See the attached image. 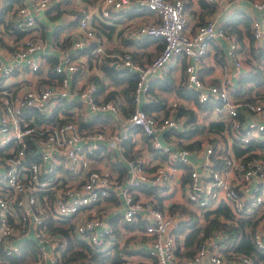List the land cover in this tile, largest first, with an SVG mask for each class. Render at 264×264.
<instances>
[{"label":"built area","instance_id":"obj_1","mask_svg":"<svg viewBox=\"0 0 264 264\" xmlns=\"http://www.w3.org/2000/svg\"><path fill=\"white\" fill-rule=\"evenodd\" d=\"M0 1L3 8L9 0ZM204 1L210 5L219 2V7L191 30L185 26L184 0H98L80 6L75 25L66 33L70 46L53 55L46 51V43L35 28V15L53 0H11L7 19L25 32L8 38L7 47L1 46L0 37L2 256H18L31 242L35 256L24 261L60 264L65 238L50 232L45 222L62 225L68 219L79 240L103 250L121 238L106 220L107 213L115 209L125 223L133 224L147 238L148 260L124 264H205L204 259L209 264H253L244 255L222 254L225 244L221 231L204 237L189 257L173 254L175 238L171 229L187 219V214L169 210L164 202L165 195L173 193L176 186L182 187L183 201L179 203L196 215L218 201L235 213H250L264 199V157H248L246 151L236 156L231 148L232 143L244 147L252 138L264 141V100L231 95V71L242 68L240 49L236 38L222 29L226 19H218L216 12L219 9L225 13L240 1L248 3L252 41L261 47L264 0ZM129 4L137 13L147 11L148 20L135 27L134 33L161 39L159 52L143 65L133 61L127 50L107 52L103 35L93 27L95 15L108 20L111 12ZM254 12H260L259 17ZM216 38L226 43L228 67L216 83H205L203 55ZM47 55L56 59L51 65ZM87 56L97 64L107 62L134 74L130 92L133 109L127 115L122 114L112 96L105 98L109 92L106 84L98 90L88 72ZM178 58L184 61L183 84L196 92L197 102L209 98L215 101L208 109L199 110L191 100L186 102L192 107H186L172 99L166 106L167 114L162 110L146 113L141 105L149 101L150 77ZM179 104L194 112L197 123L204 115H208L207 121H223L226 127L221 137L225 143L219 139L212 147L202 139L199 148L183 147L199 138L200 133L178 136L188 128L183 124L185 117L174 115ZM195 135L198 137L193 140ZM212 137L219 135L209 133L207 138ZM130 146L141 147V152H128ZM211 154L222 161L220 169L212 168ZM181 166L187 167L183 183L179 179ZM120 167L125 168V174L120 175ZM150 185L160 188V198L141 190ZM109 195L118 200L117 204L98 209L97 205ZM263 239L264 215L253 231L252 241L262 248Z\"/></svg>","mask_w":264,"mask_h":264},{"label":"trees","instance_id":"obj_2","mask_svg":"<svg viewBox=\"0 0 264 264\" xmlns=\"http://www.w3.org/2000/svg\"><path fill=\"white\" fill-rule=\"evenodd\" d=\"M96 1L98 0H80V2H84L85 4H92ZM70 3H72V0H53L52 4L46 6L35 15L37 23L35 28L41 39H44V24L41 20H37V16L42 13L47 18L49 23H55V20H58L62 13H71L74 16V19L67 25V27H69L76 23L79 16L78 10L68 9V7H70ZM11 5L12 2L9 0L8 3L0 10V37L4 32L9 37H19L25 32L12 26L10 21L7 19ZM199 5L201 6L203 13L206 15L212 14L215 10L213 5L207 4L202 0H199ZM94 20L93 27L96 28L98 33L109 36L110 33L113 32L114 26L109 24L110 22L108 23V20L100 18L96 15ZM200 23H202V21H196L195 25ZM65 26L66 25H60V23L55 25L53 24L52 29L50 30L53 40L60 49H65L69 46V41H59L58 38L59 32L62 31V29H65ZM222 29L236 38L239 42L240 50L243 45L241 37L244 35L247 38L248 45L246 46V54L248 56L244 57V61L241 57V62L247 64L248 70L246 73L241 74V76L239 75L236 85L233 86L230 93L235 98L244 97L246 100L253 101L262 95L259 90H256V87L264 84V75H262L264 74V46L260 48L253 47L252 36L250 33V19L243 13H234L229 19L222 23ZM114 34L119 36L120 30H117ZM156 38L160 39V37ZM129 53L131 55V59L141 65H143V63L140 59H144L149 56L144 53L142 54V57H137L135 56V52L129 51ZM47 60L51 65L56 59L52 55H47ZM91 63V56H87V66H90ZM181 63V66L183 67L184 61L181 60ZM95 66L104 74L107 83L113 85L114 87L105 94V98L112 96L116 101H118V106L120 107L122 114L127 115L133 109L130 92L133 90L135 84L134 74L125 69L112 67L110 64H107V62L96 63ZM167 67L168 65L164 66L159 74L154 75L149 80L148 97L151 101L148 103H142L141 105V108L146 113L162 110L164 114H167L168 108L165 105L166 95L171 92L184 100L193 101L199 110L208 109L209 105L213 104L215 100L211 98L205 102H197L195 98L196 92L193 90H187L183 84V73L181 72L180 77L175 80L174 76L171 74V70H168ZM90 76L94 79L98 90L101 91L104 87L103 82L93 74ZM174 115L176 117H185L186 119L183 124L188 127L186 131L177 133L178 136L189 137L195 133H200L199 138L193 142H189L183 147L188 149H191L193 146L195 148H199L200 141L202 139H206L212 147H215V144L219 139L225 143L223 137H221V131L226 127L223 121L210 120L205 124L202 122L197 123L194 112L191 109L185 108L181 104L176 107ZM204 131L206 132L205 134H203ZM209 133L218 134L219 137L207 138ZM232 144L231 148L236 156L240 155L244 151L248 153V157L261 156L259 153L257 154L255 150H262L261 148L263 145L256 143V139H250L244 147H239L234 143ZM221 153H223V151H221L220 154ZM210 159L213 160V169H220L222 167V161L220 159L216 160L213 154L210 155ZM181 167L183 171L180 179L183 183L186 180L187 174L185 169H187V167ZM141 190L146 194H154L156 198H160L157 195L160 188L155 185L142 187ZM247 203V201H243V204ZM170 209L173 211L177 210L180 214H187L186 220H181L177 226L171 229V233L175 238V246L173 249V254L175 256L189 257L196 250L198 244L204 237L210 235L214 231H221L223 233V242L225 244V248L222 249V254L226 257H230V253L240 254L249 258L253 264H264V247L257 248L252 241L253 231L258 221L264 215V199L260 202L258 207H256V209L254 208L250 213H242V211H237V213H235L223 201L217 202L212 208L202 210L199 215H196L193 211L188 210L185 206L178 204V202L172 203L170 205ZM117 219L122 223L116 225L114 221L116 222ZM187 221L189 222L187 223ZM45 223L46 228L50 232L65 238L66 244L61 251L60 264H124L125 259L122 258V254L130 252L124 248V245L122 247H118L116 243L109 245L103 250L91 248L76 237L72 231V222L69 219L66 224L64 223L65 225H53V222L51 221ZM110 224L112 225V230L116 232L117 235L119 234L120 227L126 229V225H133L125 223L119 216L115 219L113 218ZM179 235L182 236L180 242ZM33 256H35V250L33 244L30 242L18 256H2L0 254V264H32L34 261L29 263L28 261H24V258H32Z\"/></svg>","mask_w":264,"mask_h":264},{"label":"crops","instance_id":"obj_3","mask_svg":"<svg viewBox=\"0 0 264 264\" xmlns=\"http://www.w3.org/2000/svg\"><path fill=\"white\" fill-rule=\"evenodd\" d=\"M26 1V0H23ZM134 1V0H131ZM204 1V0H202ZM205 2V1H204ZM185 6L187 7V17H186V24L185 26L191 30L196 21H204L205 18L211 14H204L201 6L199 5V0H184ZM132 4H129V6L124 7L121 10L118 11H113L110 13V18L108 19V23L113 25V32L110 33L109 36L103 35L104 37V47L105 50L107 52H112V51H132L135 52L137 57H142V54L146 53L149 56L144 58V59H140L142 61V63H146L147 61H149V59H151L153 57V55L159 52L160 50V41L161 39H158L156 37L151 38L150 36H140V35H136L134 33V29L135 27H137L140 23L142 22H146L148 20V17L145 16V14L147 13L146 10L144 14H140L134 11V9L131 6ZM2 2L0 1V10L2 9ZM70 7H68V9H77L80 6H86L84 2H80V0H72V3L69 4ZM79 6V7H78ZM213 6L215 7V10L217 9V7H219V2L213 3ZM75 9V10H76ZM214 10V11H215ZM219 12V17L218 19H221V21L226 19H229L234 13H243L245 15H247L250 19V13H249V5L248 3L244 2V1H240L235 5H231V7H229V9L226 10V12L224 13V11H220L219 9L216 11ZM70 15H73L71 13H62V15L60 16V18L58 20H55V23H49V21L47 20V18L40 13L37 16V20H41L42 23L44 24L43 27V31H44V39L43 41H45L46 43V51H50L51 54L53 55H57L59 54V52L62 51V49L58 48L56 45V42L53 40V37L51 35V29L53 24H57L60 23V25L64 26L66 25L65 29H62V31L59 32L58 38L60 39V37L64 36V34H66V29L69 28L67 27V25L74 19V17L72 19H69ZM260 12L256 13L254 12V16L255 17H259ZM95 19V16H94ZM95 21V20H94ZM1 28V26H0ZM120 30V35L116 36L114 33ZM241 42L243 43L242 45V49L240 50V56L242 57L243 51L246 52V46L248 45V41L247 38L243 35L241 37ZM239 44V42H237ZM253 46H256V44H252ZM264 44L261 46L263 47ZM256 48H260L257 47ZM264 48V47H263ZM225 49H226V43L222 38H216L215 41L213 43H210L207 46L206 52L203 55V63L204 65L202 66L201 70H202V74H204L203 76V81L205 83H216L217 77L220 75V73H222V71L226 70V66H227V61L225 60ZM61 50V51H60ZM86 52L85 49H83L81 51L82 54H84ZM154 52V53H152ZM92 60V59H91ZM181 58L178 59H174L169 61V63L167 64L168 70H171V74L174 76L175 80L178 79L181 75L182 72V66H181ZM242 68H240L239 70L235 71L232 70V76H231V80H232V86L236 85L237 82V78L239 77V75L241 76V74L246 73V71H244V62H242ZM95 61L94 63L92 62L91 65L89 67V73L90 75L93 74L95 75L98 79H100L105 85L107 90H110L113 87V85L111 84H107V80L106 77L104 76V74L96 68L95 66ZM228 67V66H227ZM93 71V72H91ZM183 73V72H182ZM264 75V74H262ZM152 77H150L151 79ZM256 90H259L260 93L262 94L261 96H259L257 99H263L264 100V84L256 87ZM175 100L177 102H180L181 104H183L186 107H189V103L186 102V100L180 98L179 96L175 95L173 92L171 93H167L166 95V103L165 105H168V102L170 100ZM151 101V99L149 100ZM149 101L145 102L148 103ZM192 107V106H190ZM205 116V115H204ZM90 122V121H89ZM192 137V136H190ZM190 140V138H188V141ZM256 143H260L263 145V147L261 148L262 150H264V141H256ZM138 146H141V144H138ZM141 147H137L136 149L133 148L132 146H130L127 150L128 152L130 150H134L138 151L140 150ZM257 151H259L258 149H256ZM255 150V151H256ZM139 152V151H138ZM141 152V150H140ZM201 157V155H200ZM97 159H99V157H97ZM118 166H121V164H118ZM120 175L125 174V168L124 167H120ZM182 173L179 174V179L181 177ZM180 182L181 179H180ZM175 191L173 193H170L168 195H165L164 198H166L167 200L164 199V202L167 203L169 210L170 209V205L172 203H177L183 205L182 202L183 198L181 196L182 193V187L180 185L175 187ZM112 201V202H110ZM118 200L113 196V195H109L105 200H102L100 202L99 205H97V208L102 210L105 208V206H107L108 204L112 203V204H117ZM219 202V201H218ZM225 203V202H224ZM213 206L216 205V203L212 204ZM211 205V206H212ZM184 206V205H183ZM212 206V207H213ZM211 207V208H212ZM118 211L117 210H110L107 213V223L109 224V226L112 225L110 224L111 220L116 217H118ZM120 217V216H119ZM113 223V222H112ZM114 223L116 225L121 224L122 222L119 221L118 219L116 220V222L114 221ZM113 223V224H114ZM120 227V226H119ZM126 229H123L122 227H120L119 229V234L120 235V240L118 242H116V244L118 245V247H122L124 245V248H126L128 251L130 252H126L124 254H122V258L125 259V261H147V238L145 235H143L139 229H136L133 225H126L125 227ZM180 241L182 236L179 235ZM206 260L204 259L202 260L205 264H206Z\"/></svg>","mask_w":264,"mask_h":264},{"label":"rangeland","instance_id":"obj_4","mask_svg":"<svg viewBox=\"0 0 264 264\" xmlns=\"http://www.w3.org/2000/svg\"><path fill=\"white\" fill-rule=\"evenodd\" d=\"M89 4H91V3H89ZM85 5H87V4H85ZM79 7V6H78ZM76 9V8H75ZM75 9H72V10H75ZM76 10H78V9H76ZM74 16L73 15H70V17H69V19H72ZM75 24H73V25H71V26H69V28H67L65 31H66V33H67V31H71L72 29H71V27H73ZM37 33H38V31H37ZM4 36V37H3ZM38 37H39V35H38ZM104 36H102V39L104 40V38H103ZM1 38H2V40H1V46H3V47H7L8 46V38H12V37H9V36H7L6 35V33H3V34H1ZM40 38V37H39ZM41 39V38H40ZM43 40V39H42ZM63 40H67V41H69V46H70V43H71V40H70V36L69 35H67V34H64V36H62V37H60V39H59V41H63ZM253 47H256V46H253ZM152 53H154V52H152ZM246 56H248L247 54H246V52H244L243 51V54H242V60L244 59V57H246ZM241 58V57H240ZM244 61V60H243ZM91 62H93L94 63V59L92 58V60H91ZM263 62H264V59H263ZM244 71H247L248 70V66H247V64H245L244 63ZM264 69V68H263ZM262 69V70H263ZM85 70V69H84ZM91 72H93V71H91ZM89 74V73H88ZM203 119H205V122L209 119L208 118V115H205V116H203V117H201V122H202V120ZM198 137V135H195L194 137H193V140L195 139V138H197ZM258 153L260 154V155H262L263 157H264V150H259L258 151ZM181 196L183 197V195H182V193H181ZM29 263H31V261H28ZM206 264H209V262L206 260Z\"/></svg>","mask_w":264,"mask_h":264}]
</instances>
